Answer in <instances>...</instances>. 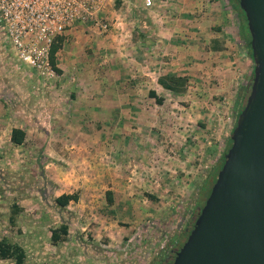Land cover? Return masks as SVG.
<instances>
[{
    "label": "rangeland",
    "instance_id": "rangeland-1",
    "mask_svg": "<svg viewBox=\"0 0 264 264\" xmlns=\"http://www.w3.org/2000/svg\"><path fill=\"white\" fill-rule=\"evenodd\" d=\"M143 8V0H115L107 32L87 25L66 32L56 60L60 73L53 77L19 63L0 37V101L10 113L0 120V150L5 144L9 161L0 167V228L24 248V264L172 263L207 199L202 187L211 186L231 146L237 111L250 91L249 68L241 56L233 63L224 58L218 77L212 65L203 78L184 76V93L146 87L145 44L134 49L131 37L145 39ZM159 60L151 77L173 75L172 65ZM21 123L27 142L8 147L6 131ZM74 193L78 202L62 209L54 204ZM13 205L22 208L14 226L8 222ZM62 223L68 230L53 245L51 233Z\"/></svg>",
    "mask_w": 264,
    "mask_h": 264
},
{
    "label": "water",
    "instance_id": "water-1",
    "mask_svg": "<svg viewBox=\"0 0 264 264\" xmlns=\"http://www.w3.org/2000/svg\"><path fill=\"white\" fill-rule=\"evenodd\" d=\"M254 74L231 146L172 264H264V0H237Z\"/></svg>",
    "mask_w": 264,
    "mask_h": 264
},
{
    "label": "crops",
    "instance_id": "crops-1",
    "mask_svg": "<svg viewBox=\"0 0 264 264\" xmlns=\"http://www.w3.org/2000/svg\"><path fill=\"white\" fill-rule=\"evenodd\" d=\"M153 1L154 3L150 8H146L143 1V9L147 11V18L150 21L149 23L147 20L148 25L146 26L145 39L141 40V37L136 39L134 33L131 36L134 49L138 48L136 45L139 43L145 44L143 52L146 55L147 62L146 65L142 67V72H144L143 74L146 75V78H143V80L141 79L142 82L139 81L141 84L146 85V87L156 86L157 88L163 89L158 83V79L161 76L155 79L151 77L155 72L154 65L156 63V57L163 58V60H159V64L162 63L166 66L168 64L172 65L170 73H173V75L177 70L178 73L181 71L183 72L180 75L178 74L182 77L191 75L203 78L209 74V65L215 67L212 75L218 77L222 75L221 71H223V69L221 63L224 61V58L228 59L229 63H233L230 61L241 56L249 68L247 72L248 78L249 75L251 76L252 60L245 39L240 38L241 32L242 34L245 33L244 22L241 12L236 7L235 0ZM171 9H175V13L178 14L179 17L176 16L172 18L169 16ZM159 10H163L162 15H159ZM121 20L122 19L117 20V24L120 25V27L123 25ZM132 22L138 26L139 20L136 17ZM168 22H172L175 28H170ZM119 35L117 36L120 39L128 37L126 34L123 37L122 34ZM173 37H175L176 40H173ZM168 42H170V45ZM233 61L235 62L236 59ZM174 64L177 65L175 66ZM138 65L139 64L135 66L138 68ZM167 68L168 67L163 68L162 71L167 70ZM214 76L211 78H215ZM139 82H137V85H140ZM121 89H123L122 86ZM129 98L132 99V97H128V99ZM9 116L10 113L8 112L6 104L0 101V120L6 121L9 119ZM14 128L21 129L26 133L25 142H27L28 131H26L24 125L22 126V123L13 125L6 131L4 143H6L8 147L12 145L18 148L20 146L14 145L10 141L11 131ZM2 147V150H0V167H3L9 162L6 158L8 153L5 151V144ZM40 152H38V155H40ZM36 163L37 166L38 163H40L38 156L36 157ZM39 177L42 179L41 170ZM2 219H4V217H2ZM2 219H0V221H2ZM2 232L5 231H1L0 228V238L4 237Z\"/></svg>",
    "mask_w": 264,
    "mask_h": 264
},
{
    "label": "built area",
    "instance_id": "built-area-1",
    "mask_svg": "<svg viewBox=\"0 0 264 264\" xmlns=\"http://www.w3.org/2000/svg\"><path fill=\"white\" fill-rule=\"evenodd\" d=\"M150 8L154 1L143 0ZM115 0H0V37L19 63L53 77L49 55L53 41L80 26L107 32Z\"/></svg>",
    "mask_w": 264,
    "mask_h": 264
},
{
    "label": "trees",
    "instance_id": "trees-1",
    "mask_svg": "<svg viewBox=\"0 0 264 264\" xmlns=\"http://www.w3.org/2000/svg\"><path fill=\"white\" fill-rule=\"evenodd\" d=\"M235 2H236L237 9H239V11L242 14V18H243V22H244V31H245L244 34L245 35L242 34V32H241L240 38L245 39L246 46L248 48L250 58H251L252 63H253V68L251 71V81H252L255 66H254V62L252 59V52H251V48H250V36L248 33L247 23H246L244 13L240 9L237 0H235ZM63 40H64L63 37L56 38L53 41L51 48H50V55H49L50 67L52 68V70L55 73H58V74L60 73V70L57 68L56 54L61 49ZM158 83L165 91H169V92H172L175 94H181V93H184L187 89L188 78L182 77V76H177V75H164L158 79ZM249 89H250V87H249ZM148 97L155 99L158 104L162 103V100L160 98H157L155 92H153V91H149ZM239 105H240V101H239V96H238V98L236 99V101L234 103V110ZM243 106L244 105L241 104L240 110L237 111V116L239 115V113L243 109ZM25 139H26V133L23 130L18 129V128L12 129L11 137H10V141L12 144L21 146L25 143ZM229 143L231 145L230 138H229ZM38 160H40V155H38ZM223 162H224V155L221 158V162H220L219 167H217L213 172V183L216 180L217 173L221 169ZM38 167L40 170L42 169L41 164L40 165L38 164ZM213 183L211 184L210 187H207L205 185L202 187L203 193H205L207 191L205 194L206 195L205 198L208 197ZM78 200H79L78 194L74 193V194H62V195L56 197L53 201H54V204L58 208L62 209V208L67 207L69 203H76V202H78ZM205 200H204V203H205ZM107 201H108V204L112 203V192H110V191L107 192ZM21 211H22V208H20L19 206H17V205L12 206L11 211H10V215L8 217V222L10 225L14 226L16 224V217L19 214V212H21ZM67 230H68L67 224L62 223L60 225L58 231H52L51 238H50L51 243L53 245H56L60 239V232L65 233ZM25 259H26V251L24 250V248L22 246H20L17 243L12 242L11 240H9L6 237L0 238V261H11L12 264H24ZM155 264H172V263L165 261V259H160Z\"/></svg>",
    "mask_w": 264,
    "mask_h": 264
}]
</instances>
